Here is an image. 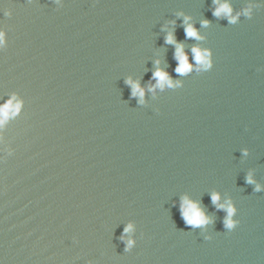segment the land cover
I'll return each instance as SVG.
<instances>
[{
	"label": "water",
	"instance_id": "water-1",
	"mask_svg": "<svg viewBox=\"0 0 264 264\" xmlns=\"http://www.w3.org/2000/svg\"><path fill=\"white\" fill-rule=\"evenodd\" d=\"M219 3L235 23L213 0H0V104L22 102L4 128L0 249L42 264H264V0ZM169 30L190 62L211 49L212 69L176 74ZM157 60L182 87L141 104L125 81L155 84ZM213 192L238 209L231 232ZM185 195L214 222L186 225Z\"/></svg>",
	"mask_w": 264,
	"mask_h": 264
},
{
	"label": "clouds",
	"instance_id": "clouds-1",
	"mask_svg": "<svg viewBox=\"0 0 264 264\" xmlns=\"http://www.w3.org/2000/svg\"><path fill=\"white\" fill-rule=\"evenodd\" d=\"M57 4L61 3V0H55ZM213 3L217 7L213 10L214 16H221L222 13L227 15L229 23H235L237 16L231 15L232 8L228 3H219V0H213ZM63 6V5H62ZM252 5H249L248 9H245L247 13L251 9ZM4 15L10 16L11 10L4 9ZM238 15V14H237ZM189 17L184 18V30L187 38H193L196 40H201L203 37L199 33L198 29L193 23L189 22ZM172 23H175L174 21ZM202 26H207L209 21L204 20L201 22ZM165 43L174 44V58L177 60V66L174 69L175 73L179 76H184L188 74L193 69L197 72H207L212 69L214 65L213 52L209 48H202L199 45H194L191 48V53L193 56V62L189 61L188 52L185 50L183 42L177 41L173 30H169L165 36ZM8 45V29L6 26L0 25V50L5 49ZM156 69L153 72L152 78L156 81L155 84L149 83L146 87H142L139 80H132L130 77L126 79L125 83L131 87V96L138 97V102L143 104L145 102V92H155L157 88L164 91L165 88L174 89L182 87V83L179 80H173L171 75L166 71V69L160 67V61L156 62ZM22 108L21 100L17 99V94L13 93L12 96L5 100L3 104H0V159L5 158L7 155H11L14 149L10 144L4 143V128L7 125L10 117L19 114ZM158 110V109H157ZM246 182L249 184L255 183L253 176L249 173L246 177ZM261 185L256 184L254 191H260ZM211 200L218 209H223L226 212V216L223 219V224L228 232L234 230L240 223L237 217L238 209L231 199L225 202H220V194L213 192L211 194ZM180 215L183 218L186 225L192 228L205 229L209 224L214 222V218L207 214L206 210L203 208L198 200L191 199L187 195L181 197L179 205ZM135 226L132 222L127 223L121 234V239L125 242V251H130L136 244V238L134 236ZM205 239H211L210 234L205 235ZM91 264V262H89Z\"/></svg>",
	"mask_w": 264,
	"mask_h": 264
}]
</instances>
